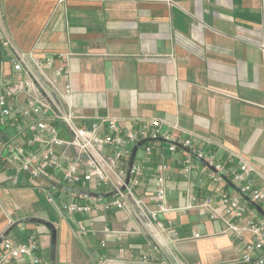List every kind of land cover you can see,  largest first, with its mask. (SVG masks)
I'll return each mask as SVG.
<instances>
[{"label":"crops","instance_id":"crops-1","mask_svg":"<svg viewBox=\"0 0 264 264\" xmlns=\"http://www.w3.org/2000/svg\"><path fill=\"white\" fill-rule=\"evenodd\" d=\"M58 53L69 55L72 91L66 99L51 90L30 57L65 65ZM13 59L23 61L21 70ZM45 72L53 76L52 68ZM5 88L12 91L7 101L13 111L5 115L0 108V238L7 232L16 242L34 237L46 264H234L240 256L222 219L187 206L193 196L201 200L226 189L258 210L224 178L215 179L208 160L231 168L244 159L264 186V0H0V95ZM34 99L49 103L50 112L17 113ZM69 111L80 126L113 116L136 129L143 119L159 118L173 137L191 140L192 148L150 138L134 159L146 166L136 195L151 208V176L167 165V205L175 210L161 215L165 231L150 228L131 200L125 208L93 211L94 225L83 234L79 226L88 224V214L63 205L104 201L112 196L97 194L112 190L67 185L52 168L35 179L20 170L28 154L42 153L32 129L38 119L71 139L58 116ZM173 142L176 151L170 150ZM56 150L67 161L77 158L74 147ZM14 155L19 160L11 163ZM130 162L121 163L126 180ZM224 175L232 180L229 169ZM86 192L89 198L82 196ZM33 218L55 225L56 243L50 228Z\"/></svg>","mask_w":264,"mask_h":264},{"label":"built area","instance_id":"built-area-1","mask_svg":"<svg viewBox=\"0 0 264 264\" xmlns=\"http://www.w3.org/2000/svg\"><path fill=\"white\" fill-rule=\"evenodd\" d=\"M4 45L9 46V41L6 40ZM57 56L65 61V65L55 67V58L47 57L43 60L30 54L32 63L42 75H45L51 90L66 99L72 91L70 72L67 68L69 55L58 53ZM13 62L16 70L22 69L23 61L13 59ZM45 68H52L53 76H48ZM61 80L65 81L62 89L59 87ZM11 94L12 91L5 88L0 95V108L5 115H10L13 111V107L7 101ZM51 108L45 100L34 99L30 102V107L21 108L17 113L24 117H30L33 114L44 115L50 112ZM58 116L69 126L73 134L71 139L62 138L56 126L44 119H38L32 129L38 132L34 140L40 142L42 153L41 155L28 154L20 165V170L28 172L30 178L35 179L48 174V168H52L54 172L61 175L67 185L93 183L97 189L112 190L114 195L104 201L95 199L92 204L71 201L63 205V209L70 213L88 214V224L83 223L79 226L83 234H88L94 225L95 217L91 215L93 211L103 212L114 207L125 208L131 200L137 207V214L150 228L156 226L158 234L165 231L167 224L162 220L161 215L175 210L167 205L164 176L167 165H159L151 176L156 203V207L151 208L145 198L136 195V190L143 184L146 177L145 164L133 162L129 167V182H127L121 163L131 158L134 146L141 140L166 138L177 140L184 146L192 148L191 140H178L173 137V132L166 131L164 123L159 118H153L150 121L143 119L138 128L126 129L121 125L120 120L113 116L101 117L81 126L77 125L76 116L71 111ZM58 146L74 147L77 150V158L65 160L58 155L56 150ZM176 149L177 143L173 142L170 150L176 151ZM18 151L19 154L25 153V149L22 148ZM146 151L150 153L152 147L147 146ZM19 157L20 155H14L10 162L16 163ZM208 162L216 170L211 172L215 179L222 181L221 174L224 175L229 169L232 180L242 192L249 194L251 200L260 206L264 203V186L258 184L255 177L256 169L251 163L242 159L236 166L227 168L225 164L215 163L212 159ZM82 196L89 198V193L86 192ZM47 198L50 202H54V197L50 194H47ZM187 207L202 208L208 211L211 218L224 221L225 232L231 233L241 247L240 256L234 264H264V213L251 209L241 197L232 195L226 189L217 190L215 195L205 196L201 200L193 196ZM0 247V264H13L15 260H23L24 264H46L40 253L41 247L34 237L16 242L13 238L5 236ZM143 260L149 263L148 256H143ZM101 264H107V262L103 261Z\"/></svg>","mask_w":264,"mask_h":264},{"label":"water","instance_id":"water-1","mask_svg":"<svg viewBox=\"0 0 264 264\" xmlns=\"http://www.w3.org/2000/svg\"><path fill=\"white\" fill-rule=\"evenodd\" d=\"M147 142V140H142V141H140L135 147H134V149H133V153H132V156H131V162H130V164L132 165L133 164V162H134V159H135V156H136V153H137V150H138V148H139V146H141V145H143V144H145ZM204 161V160H203ZM205 162V161H204ZM206 163V162H205ZM212 169H214L215 170V168L214 167H212ZM222 175V177L234 188V189H236L238 192H240V193H242L243 194V196H245V198L247 199V200H249L250 202H252V204L253 205H255L256 207H257V209L260 211V212H264L263 211V209H262V207L259 205V204H257L256 202H254V201H251V198H250V196H248L246 193H244V192H242V190H241V188L240 187H238L232 180H230L228 177H226L225 175H223V174H221ZM127 182H129V177H128V179H127ZM113 196L114 195V193L112 192V193H108V194H97V196ZM30 220H32V221H38V222H41V223H43V224H45V225H47L49 228H50V230H51V232H52V238H53V243H56L57 242V236H58V232H57V228L55 227V225L52 223V222H49V221H47V220H44V219H40V218H33V219H30ZM8 235V232L6 233V234H4L1 238H0V244H1V242H2V239H3V237H5V236H7Z\"/></svg>","mask_w":264,"mask_h":264}]
</instances>
